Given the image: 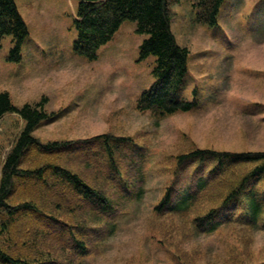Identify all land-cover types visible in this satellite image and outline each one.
<instances>
[{
    "label": "rangeland",
    "instance_id": "374dc122",
    "mask_svg": "<svg viewBox=\"0 0 264 264\" xmlns=\"http://www.w3.org/2000/svg\"><path fill=\"white\" fill-rule=\"evenodd\" d=\"M196 2L180 0L171 8V30L190 54L182 98L195 100L198 109L160 118L137 109L139 96L152 84L155 59L138 61L139 46L147 36L136 33L135 23H122L112 40L100 47L97 59L88 61L73 51L75 0H15L28 37L19 62L7 60L12 41L3 38L0 93L6 92L18 108L46 100L42 107L50 118L34 130L33 138L49 143L104 134L126 137L135 149L141 148L143 157L139 170L122 162L124 182L139 196L120 204L119 187L98 148L60 156L71 172L119 204L117 215L102 221L100 240L92 231L91 254L66 258L82 264H264L260 223L254 230L228 225L214 234H198L184 220L159 217L153 210L171 184L179 154L194 149L264 152V0H225L213 27L194 23ZM23 127L24 121L15 113L0 118V176ZM55 182L50 178L40 182L38 192L46 194L43 201L25 188L28 193L16 198L30 197L46 215L80 225L86 220L75 208L80 203L74 200V206L66 208L58 203L63 196L46 189ZM59 188L74 197L65 185ZM209 205L204 203L197 212ZM18 221L23 230H47L32 217L21 216ZM48 242L40 249H52ZM0 245H8L1 233ZM54 249L55 258L62 261L59 247Z\"/></svg>",
    "mask_w": 264,
    "mask_h": 264
},
{
    "label": "trees",
    "instance_id": "16d2710c",
    "mask_svg": "<svg viewBox=\"0 0 264 264\" xmlns=\"http://www.w3.org/2000/svg\"><path fill=\"white\" fill-rule=\"evenodd\" d=\"M75 1L77 7L73 27L76 38L73 51L88 61L96 60L100 47L108 43L126 21L135 23L137 34L147 36L139 46L138 61L152 56L155 65L151 71L153 82L137 101L140 112L149 111L155 117L162 118L198 108L195 100L182 98L188 75L189 51L176 42L171 30V8L180 0ZM224 1L197 0L194 4V23L216 26ZM7 36L12 41L7 60L19 62L28 28L17 10L15 0H0V48L3 38ZM45 101L43 99L39 104H25L18 108L12 104L7 93H0V118L15 113L24 121L23 130L1 167L0 233L4 234L8 245H0V264H82L80 260L75 262L66 258V255L81 259L91 254L90 248L94 242L90 238L92 231L100 240L102 221L117 215V200L71 172L61 163V155L89 153L98 148L109 167V175L119 187L121 194L117 193V198L120 204L139 196V192L134 194L124 182L122 162L129 163L130 169L139 170L143 160L141 148L135 149L130 138L106 134L89 140L43 144L33 138L32 133L40 123L50 118L43 111ZM174 160L171 184L165 187L162 199L153 209L157 216L184 220L198 234H213L228 225L254 230L260 223L264 227V152L194 149L179 154ZM48 178L56 182L46 189L63 196L59 205L70 208L76 200L85 210L75 205L86 215V220L80 225H67L46 215L30 197L18 199L24 195L19 193H28L24 192L25 188L37 193L38 200H45V191L39 193L38 187ZM60 185L71 189L74 197H68L59 188ZM216 190L218 194L221 191L218 201V194L211 195ZM206 202L210 205L197 212ZM21 216L42 221L47 230L20 229L18 217ZM103 225L104 228L107 226L106 223ZM46 241H49L52 249L41 250L40 247H46ZM55 246L62 253V261L55 258ZM28 252L30 254H26Z\"/></svg>",
    "mask_w": 264,
    "mask_h": 264
}]
</instances>
